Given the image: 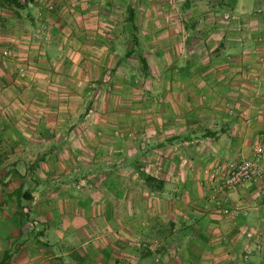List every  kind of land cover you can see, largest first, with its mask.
<instances>
[{
    "label": "crops",
    "instance_id": "obj_1",
    "mask_svg": "<svg viewBox=\"0 0 264 264\" xmlns=\"http://www.w3.org/2000/svg\"><path fill=\"white\" fill-rule=\"evenodd\" d=\"M255 144L264 0L0 5L3 264H264V182L204 175Z\"/></svg>",
    "mask_w": 264,
    "mask_h": 264
},
{
    "label": "built area",
    "instance_id": "obj_2",
    "mask_svg": "<svg viewBox=\"0 0 264 264\" xmlns=\"http://www.w3.org/2000/svg\"><path fill=\"white\" fill-rule=\"evenodd\" d=\"M8 54V51H2L3 56ZM17 71L21 73L23 67H18ZM262 155L263 147L255 144L251 149V157L228 159L206 169L205 184L209 193L214 197L255 179L264 182V165L260 162Z\"/></svg>",
    "mask_w": 264,
    "mask_h": 264
},
{
    "label": "trees",
    "instance_id": "obj_3",
    "mask_svg": "<svg viewBox=\"0 0 264 264\" xmlns=\"http://www.w3.org/2000/svg\"><path fill=\"white\" fill-rule=\"evenodd\" d=\"M33 0H0V5H7V6H13L16 9H22L24 6H26L27 2H32ZM149 180V178H146V181ZM25 193H22V196H24ZM25 197V196H24ZM0 264H3L2 261H0Z\"/></svg>",
    "mask_w": 264,
    "mask_h": 264
},
{
    "label": "rangeland",
    "instance_id": "obj_4",
    "mask_svg": "<svg viewBox=\"0 0 264 264\" xmlns=\"http://www.w3.org/2000/svg\"><path fill=\"white\" fill-rule=\"evenodd\" d=\"M216 1V0H215ZM9 51V49H3L2 51ZM2 51H1V55H2ZM9 54L6 57H9L11 55V52H8ZM3 56V55H2ZM12 57V56H11ZM18 68V67H17ZM17 70V69H16ZM18 72V71H17ZM27 181V179H25ZM22 214H27V212H23L21 211Z\"/></svg>",
    "mask_w": 264,
    "mask_h": 264
}]
</instances>
